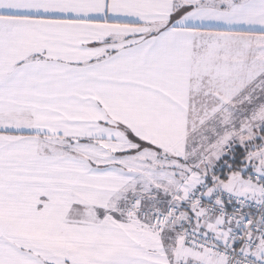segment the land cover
<instances>
[{"label": "snow or ice", "instance_id": "snow-or-ice-1", "mask_svg": "<svg viewBox=\"0 0 264 264\" xmlns=\"http://www.w3.org/2000/svg\"><path fill=\"white\" fill-rule=\"evenodd\" d=\"M0 264H264V0H0Z\"/></svg>", "mask_w": 264, "mask_h": 264}]
</instances>
